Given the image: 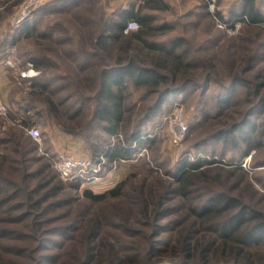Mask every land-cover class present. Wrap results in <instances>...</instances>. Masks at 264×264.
I'll use <instances>...</instances> for the list:
<instances>
[{
    "label": "trees",
    "instance_id": "trees-1",
    "mask_svg": "<svg viewBox=\"0 0 264 264\" xmlns=\"http://www.w3.org/2000/svg\"><path fill=\"white\" fill-rule=\"evenodd\" d=\"M141 1L138 7L133 5L122 9L108 18L98 13L101 27L96 40H91L94 50L86 51L81 48L63 51L56 55L58 59L47 54L54 52L50 44L57 42L55 38L49 32L32 37L27 24L29 20L0 34V56L18 44L23 37H32L37 51L23 65L40 71V76L30 78L32 80H29L26 95L21 101H12L16 112L9 111V117L0 115V264H37L43 261L45 258L42 252L49 249L44 243L46 225L53 222L56 212L57 220L69 217L72 212L71 205L74 203L73 198L60 196L66 186L50 158L44 155L41 158L35 156L37 143L24 126L32 118L31 111L45 121H52L67 133L83 135L81 133L97 129L110 137L109 140L103 134H98L101 144L96 140L88 157L94 164L105 160L104 167L111 165L115 159L136 158L153 141L142 130L128 129L130 108L127 99L131 87L157 93L155 102L146 110V116L152 117L161 110L172 93H182L194 87L202 89L204 95L212 83H219L213 77L216 64L211 61L214 56L207 57L208 60L199 58L198 53L187 45L186 37L177 36L168 43L153 39L157 31L165 30L168 26H156V17L150 11L165 9L167 4L163 0ZM260 7L257 0H241V11L232 13L230 17L246 15L249 27L263 30L264 11ZM130 20H135L139 27L125 32L124 28ZM252 29L247 28L245 31L251 33ZM43 39L47 41V46L39 42ZM66 39L58 41L70 43ZM240 39L252 42L250 36ZM257 45L256 51L247 59L251 65L260 60L261 49L264 48V43ZM112 50L115 51L113 55L109 54ZM101 52L105 53L104 57L108 54L107 60H104ZM61 56L66 57L67 66L68 62H78L80 70L86 69L90 61H93L92 68H97L93 76L85 78L89 84L84 89L90 96H85L81 89L82 91L77 90L80 92H70L65 98L58 97L61 91L70 89L69 84L73 78L71 70L66 75L61 72ZM77 59L80 62L83 59L82 63L79 64ZM229 74L234 78L226 85L223 94L218 96L217 103L222 108L231 105L230 101L238 85L252 87L251 82L239 77L234 71ZM202 75H206V80L201 85L199 79ZM20 77L27 81L28 77ZM256 77L260 80L264 76L259 73ZM60 79H67L70 83L64 85V82L59 83ZM256 86L259 96L264 89V82ZM72 97L77 100L69 103ZM249 103L250 110L243 121L234 124L230 130L220 131L216 136L225 140L233 137L232 141H235L234 135L239 132V136L247 141L245 154L259 142L249 141L248 136L250 133H258L257 124L251 118L254 114H263L264 96L258 102L250 100ZM39 105L41 108H37ZM81 117L83 119L77 121ZM6 119L9 123L12 121V124L8 129L2 130L1 126ZM41 159L48 160V167L51 168L47 170V165L38 164ZM200 167V161H184L179 167L176 194L186 201L192 193V172ZM51 169L55 171L54 174ZM200 173L206 178L205 172ZM69 182L72 183V189H78L83 183L80 180ZM125 186L126 182L120 181L103 194H93L87 189L83 192V198L91 203H100L108 198L115 199L124 193L122 191ZM168 191L169 189L162 194L153 189L140 191L138 204L132 209L131 216H125L118 225H113L116 229L114 234H101L102 218L95 215L85 218L82 212L76 213L74 220L57 228L62 229L58 234L63 238V244L73 242L74 245L68 249L67 257L62 262L57 263V256L53 263L100 264L108 261L109 264H145L142 251L146 247L142 249V242L129 240L146 239L151 248L158 235L174 231V238L166 237L160 244H156L159 248L154 250L155 255L168 252L183 259L184 263L194 260L201 264L211 257L224 256L243 264H264L262 212L244 205L237 197L219 194L200 208L191 204L188 213L193 220L185 226L175 223L161 224V220L172 213L170 206L166 204ZM61 209H65L64 213L59 212ZM225 213L228 214L213 223V227L205 228L207 223ZM6 225H17L19 228ZM146 229H151V232L147 233ZM18 257L23 262L17 261Z\"/></svg>",
    "mask_w": 264,
    "mask_h": 264
},
{
    "label": "rangeland",
    "instance_id": "rangeland-1",
    "mask_svg": "<svg viewBox=\"0 0 264 264\" xmlns=\"http://www.w3.org/2000/svg\"><path fill=\"white\" fill-rule=\"evenodd\" d=\"M163 1L167 4L165 9L149 11L156 17L154 22L156 26L166 25L168 27L165 30L157 31L153 39L168 43L170 39L177 36L186 37L187 45L190 46L191 50L198 53L199 58L206 59L209 56H214L211 63L216 64V68L214 69V76H212L217 78L219 83H212L204 95H202V89L194 87L182 93H172L161 110L152 117L146 116V110L155 102L157 93H149L144 88L131 87L127 99L130 108L128 129L142 130L153 141L145 146L136 158L120 162L115 167L113 164L102 167V175L104 176L98 181L82 183L78 189H72L70 187L72 183L64 180L66 187L60 196L73 198L72 212L69 217L59 220H57L58 212H53L55 215L53 222L46 225L47 228L44 233L46 235L44 243L49 248L42 252L45 258L42 260L46 263L43 261L39 263L56 264L53 262L57 256H59L57 263L62 262L67 257V251L74 243L63 244V238L58 234L62 229L57 230V228L70 223V220H74L76 213L82 212L85 218L88 215L102 218L101 234L116 233L113 225H118L121 218L131 216L132 209L142 190L145 192L153 189L156 193L162 194L169 189L166 204L170 206L172 213L162 219L161 224L175 223L178 226H185L193 220L188 213V207L191 204L200 208L210 198L219 194L237 197L244 205L262 212L264 216V112L261 115L254 114L251 118L257 124L258 133H250L248 138L249 141L259 142L247 154L244 153L247 141L242 139L243 136H239V132L234 135L235 141H232L233 137H228L226 140L216 137L220 131L230 130L234 124L243 121L250 110V100L258 102L264 96V89L259 96L256 90V85L264 82V77L260 80L256 77L259 73L264 76V48L261 49L260 60L255 61L253 65L247 62L248 56L256 51L257 44L264 43V29H252L253 27H249L246 21L236 32H228L219 28L209 11L207 0ZM20 2L21 0H0V25L6 24L7 30L13 28L11 18ZM141 2V0H50L29 19L27 23L31 29L29 34L34 37L49 32L57 41L52 45L50 44L54 52L47 53L54 59H58L56 55L63 51L80 50L81 48L92 51L94 49H92L91 40L95 41L97 33L100 32V16L102 14L107 18L114 16L122 9H128L133 5L138 7ZM240 2L241 0H217L219 16L224 19L230 17L232 13H239L241 11ZM257 2L264 11V0H257ZM89 8H91L90 11ZM98 13H100L99 17ZM247 28L253 31L248 33L245 31ZM243 36H250L252 42L248 43L241 40L240 37ZM32 37H23L18 44L16 43L8 52L0 56V67L5 72L3 78L7 80L6 89L0 90V100L9 106L8 113L5 115L8 117L9 111L16 112V107L12 101H21L26 95L25 92L30 84L29 80H32L26 78L27 81L25 82L20 77H23V74L31 68V66L26 68L23 64L37 51ZM64 39L70 43L58 41ZM43 40L38 41L47 46V41ZM111 52L109 54L113 55L115 51L112 50ZM104 54L101 52V56L104 57ZM107 56L108 54L104 60H107ZM61 59V72L67 74L71 70L73 78L71 83L67 79L59 80V83L64 82V85L70 83L69 88L71 90L61 91L58 97L65 98L70 92H80L77 90L81 89L85 96H90V93L84 89L89 84L85 78L93 76L97 68H92L93 61H90V65L86 69L80 70L78 62L74 64L68 62L69 66H67L66 57L61 56ZM77 60L81 64L83 59L81 62L80 59ZM231 71L251 82L252 87L238 85L233 94L235 97H232L230 101L231 105L222 108L217 103L218 96L223 94L226 85L233 80L234 76L230 77L229 74ZM205 78L206 75L200 77L199 83L201 85L206 80ZM75 100L77 98L72 97L69 103H73ZM22 102L25 103L23 100ZM176 107L182 108L188 125L187 134L179 145H174L172 142L169 121ZM37 108H41V106L39 105ZM30 113L32 118L24 126L25 128L37 126L41 129V148L43 151H47L50 156H54L60 151H68L76 156L88 158L91 153V146L93 147L96 140L101 144L98 134H103L105 138L111 139L97 129L89 133H81L83 135L67 133L61 130L58 125L53 124L52 121H45L43 117H38L34 111ZM82 119V117L78 118L77 121ZM10 124L12 121L9 123L6 119L1 129H8ZM39 147L40 145L37 143L35 156L41 158L43 154L39 151ZM79 150H83L84 153H78ZM184 161L201 162V167L192 172L194 175L193 188L188 201L176 194L177 178L180 176L179 167ZM48 162V160L41 159L38 164L47 165L48 170L51 168L48 167ZM102 164H105V160H102ZM54 172L51 169V173L54 174ZM200 172H205L206 178L201 176ZM120 181L126 182V186L122 191L124 193L118 198H108L100 203H91L83 198V192L87 189L91 190L93 194H103ZM64 211L65 209H61L59 212L64 213ZM226 214L228 213L215 217L209 224L205 225V228L213 227V223ZM6 226L14 227L17 225ZM17 228L19 227L17 226ZM146 232L150 233L151 229H146ZM174 235V231L161 233L154 239L156 243H153L151 248V244L149 245L146 239H130L129 242H142V249L146 247L142 251L145 264H183V259L170 255L168 252H160L157 255L153 253L157 250L156 248H159V245L156 244H160L161 240L166 237L172 239ZM16 260L23 262L19 257ZM100 264L109 263L105 261ZM184 264L198 263L191 260ZM201 264L243 263L231 257L214 256Z\"/></svg>",
    "mask_w": 264,
    "mask_h": 264
},
{
    "label": "built area",
    "instance_id": "built-area-1",
    "mask_svg": "<svg viewBox=\"0 0 264 264\" xmlns=\"http://www.w3.org/2000/svg\"><path fill=\"white\" fill-rule=\"evenodd\" d=\"M50 0H21L16 11L11 18L13 27H19L24 22L29 20L36 11ZM209 11L213 16L217 26L228 32H236L241 27L244 21L248 18L246 15L233 16L222 19L218 14L217 0H207ZM139 27L135 20L127 22L124 31L130 32ZM40 71L31 67L27 73L23 75L28 78H33L39 75ZM9 106L4 101L0 100V115L5 116L8 113ZM171 138L174 145H179L185 138L188 130V125L184 117L181 107H176L169 118ZM30 137L39 145V151L44 156H48L52 161L53 167L58 171L60 176L67 181L80 180L83 183H90L102 179V162L98 164L92 163L88 158L76 156L68 151H60L54 156H50L47 151L42 150V133L37 126L25 128ZM128 159H115L112 164L115 167L120 162H126Z\"/></svg>",
    "mask_w": 264,
    "mask_h": 264
},
{
    "label": "crops",
    "instance_id": "crops-1",
    "mask_svg": "<svg viewBox=\"0 0 264 264\" xmlns=\"http://www.w3.org/2000/svg\"><path fill=\"white\" fill-rule=\"evenodd\" d=\"M33 17V16H32ZM2 28V29H1ZM4 31H6V24L4 25H0V34H2ZM10 50V49H9ZM5 76V72L4 70L2 69V67H0V79L2 80L0 82V90L2 91V89H6V86L5 84L7 83V80H5L3 77ZM5 87V88H4ZM78 153H84L83 150H79ZM107 177V176H106Z\"/></svg>",
    "mask_w": 264,
    "mask_h": 264
}]
</instances>
